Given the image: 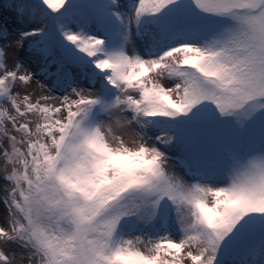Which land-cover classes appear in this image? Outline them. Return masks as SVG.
<instances>
[{
	"label": "snow or ice",
	"instance_id": "1",
	"mask_svg": "<svg viewBox=\"0 0 264 264\" xmlns=\"http://www.w3.org/2000/svg\"><path fill=\"white\" fill-rule=\"evenodd\" d=\"M0 162V264H264V0H0Z\"/></svg>",
	"mask_w": 264,
	"mask_h": 264
},
{
	"label": "rangeland",
	"instance_id": "2",
	"mask_svg": "<svg viewBox=\"0 0 264 264\" xmlns=\"http://www.w3.org/2000/svg\"><path fill=\"white\" fill-rule=\"evenodd\" d=\"M121 2H124V0H121ZM3 19H6L9 22V25L12 26V17L10 14L5 13L3 15ZM135 46H136L137 50H142V48H143V44L140 40H135ZM19 58H20L21 62L24 64L25 68H29V70H34L37 73L39 72V67L37 66V63L35 61H31V63L29 64V60H28V58L24 52H21L19 54ZM9 63L11 65V61H9ZM38 79H39V76H37L35 79H33L32 82L28 86L17 88L14 91H18L21 95L25 94L26 92L33 93L34 95L39 94V90L36 87ZM125 139L126 140H132V139H137V137H135L134 133H132V134L125 133ZM172 155H175V153H172ZM170 163H173V161H170ZM0 165H2V162H0ZM177 170H179V169H177ZM2 185H3V181L0 180V186H2ZM4 215H5V213H4L3 206L0 205V224L3 223ZM4 250L8 254H13V253L16 254L17 255L16 264H22V262L18 258L19 254L22 250L19 249L16 245H14V244L5 245Z\"/></svg>",
	"mask_w": 264,
	"mask_h": 264
}]
</instances>
